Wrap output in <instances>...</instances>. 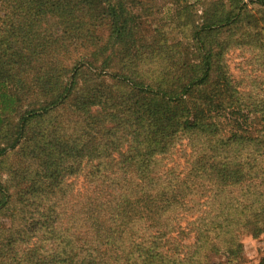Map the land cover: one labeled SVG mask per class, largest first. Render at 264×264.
I'll list each match as a JSON object with an SVG mask.
<instances>
[{
  "label": "trees",
  "instance_id": "obj_1",
  "mask_svg": "<svg viewBox=\"0 0 264 264\" xmlns=\"http://www.w3.org/2000/svg\"><path fill=\"white\" fill-rule=\"evenodd\" d=\"M191 1H203V25L189 16ZM0 2V166L35 126L53 123L36 136L56 137L43 166L14 152L12 175L24 184L9 191L0 176V214L12 212L13 220L0 229V264H209L218 243L230 252L245 232L264 237V90L242 89L226 60L230 49L250 48L264 67V0H227V7L176 0L175 7L186 4L177 22L183 34L189 29L187 47L169 45L161 29L145 30L137 0ZM144 9L152 13L153 5ZM17 18L29 28L13 29ZM105 42L118 46L119 71L103 74L110 56L98 68L92 59L65 62L78 49L105 56ZM87 73L94 84L82 82ZM183 141L188 170H171L163 181L162 160ZM40 150L35 144L29 154ZM76 174L99 187L73 223L63 222L57 200ZM213 179L219 188L210 195L205 183ZM203 197L209 208L187 221L188 212L203 211Z\"/></svg>",
  "mask_w": 264,
  "mask_h": 264
},
{
  "label": "rangeland",
  "instance_id": "obj_2",
  "mask_svg": "<svg viewBox=\"0 0 264 264\" xmlns=\"http://www.w3.org/2000/svg\"><path fill=\"white\" fill-rule=\"evenodd\" d=\"M6 1V0H4ZM13 1V0H11ZM154 1V2H153ZM216 1V0H213ZM219 1L218 6L221 5L222 0ZM139 2V12L142 14V22H143V28L145 30H148L152 32V29H161V33L165 34L168 38V44H178L181 43V46L187 47L190 40L188 39V35L190 34L189 29H186V33H182L181 30L178 28L180 22H177L178 16L177 13L180 9L184 8L186 4L180 5L178 7L173 6V3L176 2V0H137ZM245 3H248V0H244ZM153 3V4H152ZM223 3H225L226 7L228 6L227 0H223ZM153 5L152 13L145 12V7ZM187 5L193 6V8H189L193 11L194 15L189 16L193 19V21L198 25H203L205 23L204 19V12H205V6L203 4V1L197 3L194 1H191L187 3ZM7 6V5H5ZM0 8H1V2H0ZM255 9L254 6L250 7V10ZM10 11L13 12V10L10 9ZM1 15V14H0ZM186 15V14H185ZM184 15V20H185ZM18 19V18H17ZM17 23L15 24V28L17 31L25 28V30L28 27V24L24 22V20L18 19ZM56 25L51 28L54 31V28L56 26H59L55 22ZM51 25V24H50ZM47 28V25L45 23L41 25L34 26L31 30H44ZM101 33L102 37L105 39L108 35V33L105 30H102ZM216 35V34H215ZM183 36L186 38L184 39ZM15 40H18V33L13 35ZM37 39V37H36ZM49 40L45 39H37V42L47 43ZM105 45L107 42L104 43ZM140 44V43H139ZM102 48V46H101ZM185 49V48H183ZM52 50L51 47H46L45 52L50 53ZM78 49L74 50L73 53H69L68 56L65 58V62L72 65V62L76 61H88L89 59L95 60L96 68L101 67L104 63L105 59L110 56V64L105 69V72L103 74H111L114 72L119 71L120 69V56L116 55L115 51L118 50V46L113 47V45H106V50H108V53L105 56L98 55L93 56V53L97 55L98 50L94 48L93 49ZM92 54V55H90ZM54 55H58V53H54ZM256 54L254 51L250 48H232L230 49L226 54V60L227 64L230 70L231 75L235 79L237 83L240 84L241 88L248 91L251 87L258 88L260 90H264V67H261L259 62H256L255 59ZM50 61L53 60V55H50L47 57ZM62 61V58L59 56L58 58H54V61L52 64L54 66H57ZM170 75H174L173 73H170ZM103 80H105V84L108 86H112L113 82L110 80L109 75H101ZM94 78L92 74H84L82 76V82H86L90 85L94 84ZM104 83V82H103ZM251 86V87H250ZM119 91L122 93L127 90L124 86H118ZM258 90L259 92H262ZM264 94V92H263ZM52 121V119L50 120ZM14 124V122H13ZM13 126V125H12ZM11 126V129H12ZM53 126V123L51 125V122L47 121L44 122V125L41 126H35L34 128L29 130V134L26 137L23 143V146L19 148L17 151L10 152L7 157L5 158L4 163L0 166V176L2 177V180L6 184L7 189L10 191L11 187H16L19 184L22 183L21 180H18L14 177L13 167L16 166L17 162H19V157L14 154V152H18L21 154H25L24 157L28 156V158H33L36 156L35 164L36 166H43L45 163H48L50 160V157L54 154L52 153L51 144L54 143L56 137H51L49 134L45 137H39L36 136L39 132L46 131L45 128H48V130ZM68 127V125H67ZM69 134H72L71 130H68ZM87 138V137H86ZM49 142V144L47 143ZM37 144L39 148H42L40 150L41 154H34L31 153L32 148ZM187 141H183V145H179L177 149L174 152L173 157H168L165 160H162L161 168L158 170V176L163 177V181L165 177L167 176L168 172L171 170H176V175L182 174L185 175L188 170V159H189V153L191 152L190 149H187ZM46 146V147H45ZM47 148V149H46ZM47 150V151H46ZM184 150H187L184 152ZM51 153V154H50ZM39 166V167H40ZM96 170V169H95ZM86 172V171H85ZM84 172V173H85ZM83 173V174H84ZM83 174H76L71 175L67 178L66 183L62 185L64 193L62 196H60L57 200L58 209L60 213L66 214V220L63 219V214L61 217V220L63 222H67V220L70 223H73L71 220L76 217L75 212H78L83 205V200L87 196H91L94 190H97L98 183L95 182V180H89L86 178ZM202 180V179H201ZM206 181V180H204ZM213 180H209L205 183V190L210 194L214 195L218 192V185H213ZM160 184V185H159ZM156 183L153 186V189L157 192L158 188L162 186V183L159 182ZM232 197L233 199L237 198L239 196V189L234 188L232 190ZM158 193V192H157ZM82 196V197H81ZM208 198L203 197L200 199L201 203H205L202 206L201 213L197 214H191L188 212V214H185L187 221H194L196 219L202 218L204 215V209L209 208L207 205ZM187 203L191 204V198H188L186 200ZM216 203V205L219 203L218 201H213V203L208 202V204H212L211 207H213V204ZM234 205H238L236 202H233ZM11 211V205L9 206ZM262 214V213H260ZM12 212H8L7 210L4 211L2 214H0V229H8L12 227ZM264 217V216H262ZM71 219V220H70ZM264 219V218H262ZM59 226V224H56ZM193 240V239H192ZM187 242L186 244L192 243L193 241ZM226 244H220L218 243L217 249H215L214 252H208V261L209 264H229V260H232L231 264H262L264 263V237L260 238H254L251 234L243 233L239 239V244L231 248L230 252L226 250L225 247ZM230 255V257H229ZM230 258V259H229Z\"/></svg>",
  "mask_w": 264,
  "mask_h": 264
}]
</instances>
